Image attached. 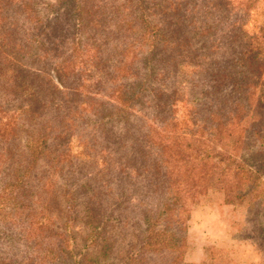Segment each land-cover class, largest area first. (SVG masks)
<instances>
[{
    "label": "trees",
    "instance_id": "16d2710c",
    "mask_svg": "<svg viewBox=\"0 0 264 264\" xmlns=\"http://www.w3.org/2000/svg\"><path fill=\"white\" fill-rule=\"evenodd\" d=\"M256 1L0 0V264H186L190 202L263 190Z\"/></svg>",
    "mask_w": 264,
    "mask_h": 264
},
{
    "label": "rangeland",
    "instance_id": "374dc122",
    "mask_svg": "<svg viewBox=\"0 0 264 264\" xmlns=\"http://www.w3.org/2000/svg\"><path fill=\"white\" fill-rule=\"evenodd\" d=\"M241 18L242 11H236ZM264 19V0L242 20L254 30ZM264 93V90H263ZM46 167H42V172ZM41 171V170H40ZM47 176V173H44ZM43 175V174H40ZM46 177L38 187V199L47 225L60 222L67 212L61 194V180ZM55 179V180H54ZM261 192H249L243 202L229 203L225 192L210 188L189 204L183 236V260L186 264H264V179ZM76 252L83 250L78 238L73 243Z\"/></svg>",
    "mask_w": 264,
    "mask_h": 264
}]
</instances>
